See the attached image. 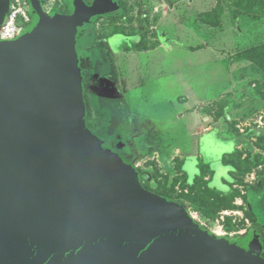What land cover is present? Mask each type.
Returning <instances> with one entry per match:
<instances>
[{
  "label": "water",
  "instance_id": "1",
  "mask_svg": "<svg viewBox=\"0 0 264 264\" xmlns=\"http://www.w3.org/2000/svg\"><path fill=\"white\" fill-rule=\"evenodd\" d=\"M67 5L32 4L29 26L0 40V264H264L258 240L205 232L93 137L69 30L118 7ZM8 10L0 0V25Z\"/></svg>",
  "mask_w": 264,
  "mask_h": 264
},
{
  "label": "rangeland",
  "instance_id": "2",
  "mask_svg": "<svg viewBox=\"0 0 264 264\" xmlns=\"http://www.w3.org/2000/svg\"><path fill=\"white\" fill-rule=\"evenodd\" d=\"M8 1L9 7L16 2L28 8L38 3L47 15L70 14L67 0ZM118 2V11L92 18L91 26L75 25L69 30L71 48L80 62L75 73L84 99L87 129L113 153L107 144L110 140L118 137L126 144L123 152L129 155L122 158L132 161L146 191L180 206L209 234L238 246L251 242L244 241L248 235L258 240L254 250L264 259V72L252 64L240 71L239 65L229 61L232 53L264 44V0H253L251 11L244 8L241 18L236 9L246 4L244 0ZM226 9L230 13L223 15ZM135 44L155 46L156 53H127ZM196 47L201 48V55L188 51ZM171 50H184L183 70L177 63L178 54L173 57L177 68L171 67L166 58ZM147 68L149 74L139 75ZM91 79L89 89L85 88L84 82ZM195 93L203 100L191 106L190 97ZM130 111L142 117L141 130L139 125H130L135 121ZM195 111L219 122L218 131L201 139V159H187L180 165V158L161 157L156 150L169 135L167 126L158 121L170 120L169 130L176 127L185 132ZM135 128L140 130L138 136ZM244 136H248L247 141ZM224 141H232L236 148ZM231 152L234 154L227 160L235 167L232 173L231 166H224L222 161ZM179 165L189 184L201 176L205 166L203 181L226 199L234 194L231 205L208 218L200 201H189L193 196L177 175ZM206 178H211L210 182ZM223 180L229 184L224 185Z\"/></svg>",
  "mask_w": 264,
  "mask_h": 264
},
{
  "label": "crops",
  "instance_id": "3",
  "mask_svg": "<svg viewBox=\"0 0 264 264\" xmlns=\"http://www.w3.org/2000/svg\"><path fill=\"white\" fill-rule=\"evenodd\" d=\"M228 13H230V12H229L228 9H226V11H225V13L223 15H226ZM223 15L220 18L221 21L223 20ZM243 16H244V13L240 14L238 18H241ZM250 19L257 20V18H250ZM199 49H201V48L200 47L189 48L188 51L194 52V53H196V55H201V52H200ZM197 50H199V51H197ZM131 52H137V53H147L148 52V54H150V55H153V54L156 53L155 49L154 50L152 49V51H151V49H148L146 51H137V50H134V49H129V51L127 53H131ZM170 52L172 53L171 56H168V54H167L166 58L169 60V62L171 64V67L173 66V67L177 68L176 67V62L173 59V57L176 54H178V56L180 57L179 58L180 61L178 59L179 62H177V63H179V65H180L179 67H182V70H183L184 69V65H185L184 50H183V52H179V50H177L175 52H174V50H171ZM234 54H236V53H234ZM234 54L232 53L231 55H234ZM154 64L155 63L152 62L151 67H154ZM233 64L239 65V66H237V69L240 70V71H242V67L250 65V63L246 62V61H239V62H235ZM199 65H200V62L198 63V66ZM242 65H244V66H242ZM148 69L149 68H147L146 69L147 71H145V72H143V69H141V73H139V75L142 76V75L149 74V70ZM177 71L179 72V70H177ZM240 73H242V72H240ZM233 85L234 84L232 83V85H230V87H232ZM203 89L205 90V87H203ZM198 90L202 91V89L200 88V85L198 86ZM207 90H205V91H207ZM202 98L203 97H200V96L196 95V93H195L194 96L190 97V99L193 101L191 106L200 105L202 100H203ZM186 105H187V103H186ZM135 106H136V104H135ZM201 109L202 108H200V110ZM130 112L132 113V116L135 115L134 116L135 117V121L130 122V125L131 124H132V126L139 125L140 130H141L140 124L142 123V117L139 116L137 112H135V114L132 111H130ZM189 119H190L189 120L190 122L188 123L189 124L188 125L189 129L186 130L185 132H184L183 129H179V128H176V127L172 128L171 130H169L168 125L169 124L172 125V122H170V120H165V121L160 120V121H158L160 125H162V126L166 125L167 126L165 128V130H166V134L168 133V135H169L168 137L165 138L168 141L165 144L158 146V148L156 150L161 157L171 156L172 160H174V161L176 159L180 158V160H179L180 165H183L187 159H192V161H194V162H197L196 160L199 161L201 159V155H200V149H201V146H202L201 145V139L204 138L205 136H208L210 133H213L214 131H218L219 128H218L217 124L219 122H215L210 117L206 118L204 115H201L199 111H195L194 115L190 116ZM140 130L137 131L136 128L134 129V132H137L135 134V136H138L137 134H138V132H140ZM224 142H232V141H224ZM233 145H234V149H235L236 148L235 143H233ZM180 165L178 166L179 168H178V174L177 175L180 176L181 178H184L186 183L189 184L187 182L189 180V177L186 175V172H184L183 170L180 169ZM230 171H231V169H230ZM211 172H213V171H211ZM229 174H230V172H229ZM206 176H208V174ZM205 180L210 182L211 178H206ZM223 184L227 185L229 183L226 182L225 180H223ZM189 185H191V184H189Z\"/></svg>",
  "mask_w": 264,
  "mask_h": 264
},
{
  "label": "trees",
  "instance_id": "4",
  "mask_svg": "<svg viewBox=\"0 0 264 264\" xmlns=\"http://www.w3.org/2000/svg\"><path fill=\"white\" fill-rule=\"evenodd\" d=\"M87 0H85L86 2ZM247 4V7H244V3L240 9H236V11H239L240 14L244 13L245 10L244 8H248V11H251V8L253 6V0H244ZM65 6L68 7L67 3H65ZM171 6V4H170ZM118 7V5H117ZM118 11V9L116 10ZM69 12V10H68ZM254 16V15H252ZM155 46H153L154 48ZM153 48H147L145 46H139L138 44H135L132 48L137 51H146L148 49H153ZM229 61L231 63L239 62V61H246L249 62L250 64L256 66L258 69H260L262 72H264V44H260L258 46L251 47L249 49H245L243 51H240L232 56H230ZM247 137V138H246ZM244 136V140L247 141L248 136ZM234 153L232 154H226L225 157L223 158V163L225 166L230 165L231 166V173L234 171V165L230 164L227 160V157H231ZM205 166L201 168V176H197L194 179L193 184L189 185L186 183L185 179L184 182L186 184V189H189L190 194H192L193 198L189 201L192 203H196L197 201H200L202 206L206 210V216L208 218H212L215 213L220 212L222 210L227 209L228 206L226 205H231V202L234 198V194H231L230 197L227 199L224 198L222 195L216 194L213 189H211L203 180L205 176ZM145 188V187H144ZM229 193V192H228ZM228 196V195H225ZM168 199V198H167ZM233 208V207H232Z\"/></svg>",
  "mask_w": 264,
  "mask_h": 264
},
{
  "label": "built area",
  "instance_id": "5",
  "mask_svg": "<svg viewBox=\"0 0 264 264\" xmlns=\"http://www.w3.org/2000/svg\"><path fill=\"white\" fill-rule=\"evenodd\" d=\"M30 22L28 7L18 2L12 4L0 25V40L11 41L16 39Z\"/></svg>",
  "mask_w": 264,
  "mask_h": 264
},
{
  "label": "flooded vegetation",
  "instance_id": "6",
  "mask_svg": "<svg viewBox=\"0 0 264 264\" xmlns=\"http://www.w3.org/2000/svg\"><path fill=\"white\" fill-rule=\"evenodd\" d=\"M114 2H116L117 4H119V2H118V0H113ZM86 4H88V5H90L91 4V2H89V1H86ZM99 16H96V18H98ZM95 18V17H94ZM97 20V19H96ZM93 22L94 21H92V20H90V22L87 24V25H89V26H91L92 24H93ZM92 23V24H91ZM92 79L91 80H89L88 82H84V85H85V88H88L89 89V87H90V85H91V83H92ZM87 109H88V106H87ZM87 111V110H86ZM89 123V122H88ZM91 130V129H90ZM115 140H110L107 144H109L108 146L109 147H113V151L116 153V154H118L119 156H125V154H128L129 155V153H124L123 151H124V148L123 147H125L126 146V144H122L121 142H120V139L117 137V138H114ZM118 147H120L121 149H118ZM117 151V152H116Z\"/></svg>",
  "mask_w": 264,
  "mask_h": 264
},
{
  "label": "clouds",
  "instance_id": "7",
  "mask_svg": "<svg viewBox=\"0 0 264 264\" xmlns=\"http://www.w3.org/2000/svg\"><path fill=\"white\" fill-rule=\"evenodd\" d=\"M226 190V189H225Z\"/></svg>",
  "mask_w": 264,
  "mask_h": 264
}]
</instances>
